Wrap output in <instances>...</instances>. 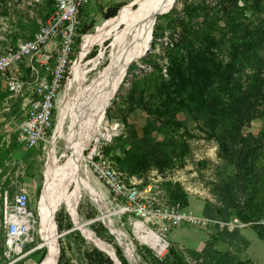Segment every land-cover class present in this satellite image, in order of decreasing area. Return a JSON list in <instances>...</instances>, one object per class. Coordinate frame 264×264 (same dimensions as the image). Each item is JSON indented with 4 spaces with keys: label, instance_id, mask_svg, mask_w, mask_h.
Returning <instances> with one entry per match:
<instances>
[{
    "label": "rangeland",
    "instance_id": "rangeland-1",
    "mask_svg": "<svg viewBox=\"0 0 264 264\" xmlns=\"http://www.w3.org/2000/svg\"><path fill=\"white\" fill-rule=\"evenodd\" d=\"M139 1L141 0H127L120 3L119 6L126 4L121 14L127 10L138 9ZM197 2L198 0H176L168 11L156 15L149 50L144 56L128 66L119 87L112 95L113 97L110 96L107 99L103 119L97 124L94 121L90 123L89 120L87 125H90L92 129L95 128V136L92 140L98 138L106 143L104 149L108 148L111 153V155H107V160L112 161L114 165H117L115 155H120L122 148L128 146L131 135L135 132L138 137H141L147 119L153 118L144 105L149 103L147 105L149 107L156 103L157 91L150 86L149 82L141 86L144 80L137 78L152 71L154 62L160 69L156 71L155 75L165 76L166 59L163 55L167 35L170 29L179 26L178 16H181L184 4ZM206 2L213 5L218 0H206ZM53 9L52 0H0V53L7 46L14 45L20 38L31 36L38 26L51 15ZM246 15L252 26L262 28V41L258 48L264 58V11L257 14L247 11ZM105 21L106 19H101L95 25L84 22L83 26L90 27L86 33L91 34L98 30ZM219 25H223L221 20ZM157 26L161 28L157 29ZM118 29L114 28L109 35L100 38L89 49L85 50L83 42L82 44L78 43L75 47L71 62L68 64L66 83H63L57 98L53 124L48 132L47 141L38 148L25 149L16 139L17 123L23 118L27 95L18 96L17 102H13L11 105L2 104V101L8 99L5 93L11 92L8 84L11 77H17L26 89V86L32 81L30 70L26 63H21L18 69L13 70L12 73L0 74V149H5L3 144L9 141V146L14 151V156L11 155L13 153L6 155L1 153L0 174L1 171H4V175L10 171L11 176V172L14 171L17 173L15 178L25 179L26 184L29 182V187L26 185L30 194L28 206L34 213L35 219L31 229L32 239L25 243L21 250L18 248L9 249L6 246L5 231L0 223V264H39L38 262L47 252V248L43 245L46 240L43 228V204L47 186V166L52 158L51 149L53 148L59 163L66 165L71 154L66 137L70 134L75 122H79V127L83 125L82 129H84L85 119L93 115L86 111L90 107L85 104L89 98L88 88L83 91L80 99L84 109L80 107V104H76V99H78L77 82L75 81L76 66L80 64L83 72L85 81L82 85L90 86L95 76L110 65L109 47L113 35ZM215 35L216 38L222 36L221 33ZM222 40L218 50L215 48L212 50L216 52L220 50L219 57L222 61H226L230 52L228 50L229 42L227 36ZM149 54H155V59L143 61ZM261 73L264 78V66ZM60 106H64L65 110L62 119ZM176 116L178 120L184 121V124L173 132L175 139L181 144L173 164L162 171L151 167L138 174H126L125 176L132 177V180L136 182L141 193L140 199L145 204L162 206L173 201L179 202L184 213L179 224L170 225L167 230H163L162 227L170 223V219L153 215L138 216L132 211L124 212L122 207L125 201L120 198L114 199L101 181L93 179L87 165L88 147L84 150L80 168L82 179L74 178L68 187L69 193H73L78 186L81 188V195L76 203L78 222L92 230L101 240L119 249L127 264H149L151 254L161 259L167 254L170 247L182 253L190 264L196 262L195 253H201L204 249H207L208 252L211 249H216L221 253L228 252L246 264H264V236L262 234L264 226L258 223L259 218L264 215V187L258 190L254 199L255 203H261L262 212L257 213L249 221L241 220L234 213L225 218L223 198L219 195V190L224 185L226 177L234 174V166L219 154L217 140L209 137L205 125L199 117L194 118L183 112L177 113ZM59 124L62 125V128L58 132ZM261 132H264V108L242 127L243 134L251 133L257 137ZM83 133L82 135L85 137V131ZM80 137V135L77 136V138ZM151 139L162 141L163 134L153 131ZM261 150L262 156H260L259 164L264 167V144ZM6 157L10 158L8 164L5 161ZM147 186L149 190L144 192V188ZM175 193L176 199L172 197ZM181 193L184 194L185 200L182 199ZM13 194L14 192L10 193L8 200H12ZM2 201L1 199L0 217ZM71 215L68 199L65 198L58 206L54 216L56 248L58 257L60 248L64 247L66 256L73 263L78 264L83 255L91 253L93 248L103 249L89 239L80 227L84 235L74 227V224L70 223L69 220L72 221L73 218ZM231 217L237 218L238 222H230ZM68 223L71 225L70 228L66 226ZM139 224H142L146 230L156 232L160 236L164 248H153L147 241L140 239L139 235L144 232L136 228ZM110 227L113 232L110 231ZM72 229L78 231L79 234L70 232ZM224 229L236 231L237 235H221ZM97 231L102 232L101 236ZM80 236L83 237V240ZM117 243L121 248L117 246Z\"/></svg>",
    "mask_w": 264,
    "mask_h": 264
},
{
    "label": "trees",
    "instance_id": "trees-1",
    "mask_svg": "<svg viewBox=\"0 0 264 264\" xmlns=\"http://www.w3.org/2000/svg\"><path fill=\"white\" fill-rule=\"evenodd\" d=\"M118 6L110 7L103 19L120 15L125 4ZM247 11L261 13L264 0H218L213 5L206 0H198L197 3L184 4L181 16H178L179 26L170 29L165 41V76L155 75L160 69L152 61V71L137 78L144 80L141 86L149 82L157 91L156 103L149 107V103L144 105L153 118L147 119L141 137L134 132L128 146L122 148L120 155H115V167L125 175L138 174L151 167L159 171L169 168L181 145L173 132L184 124L176 114L183 112L199 117L209 137L217 140L219 154L235 169L219 190L224 203L223 215L228 218L234 213L241 220L249 221L263 211L261 203H255L254 199L258 190L264 187V167L259 164L264 132L256 137L251 133L243 134L242 127L264 108V78L261 73L264 58L258 48L262 41V28L252 26ZM220 20L222 26L219 25ZM88 29L90 27L82 25V33ZM216 33L222 36L216 38ZM226 36L230 52L228 59L222 61L220 50L212 49L218 50L219 43ZM153 59L155 54H149L143 61ZM153 131L163 134L162 141L151 139ZM104 152L111 155L108 148ZM172 197L176 199V193ZM181 197L185 200L184 194L181 193ZM66 226L71 227L69 223ZM70 232L79 234L75 229ZM97 233L101 236L102 232ZM221 235H237V232L224 229ZM114 248L120 263L127 264L119 249ZM195 255L194 264H246L228 252L221 253L216 249L210 252L204 249ZM58 259L59 264H75L66 256L64 247L60 248ZM78 264H113V261L103 250L93 248ZM149 264L190 263L182 253L170 247L161 259L151 254Z\"/></svg>",
    "mask_w": 264,
    "mask_h": 264
},
{
    "label": "built area",
    "instance_id": "built-area-1",
    "mask_svg": "<svg viewBox=\"0 0 264 264\" xmlns=\"http://www.w3.org/2000/svg\"><path fill=\"white\" fill-rule=\"evenodd\" d=\"M88 1L52 0L54 9L46 21L31 36L20 38L0 53V74L12 73L21 63H26L32 76L26 89L17 77H11L8 83L9 90L14 94L22 91L28 94L23 118L16 128V139L25 149L38 148L47 141L57 98L63 83H66L68 64L76 43H81L85 35L82 33L80 14ZM105 144L96 138L87 146V165L93 179L101 181L114 199L125 201L122 207L124 212L132 211L138 216L153 215L170 219L171 222L164 225L163 230H167L170 225H178L184 215L180 203L173 201L162 206L143 203L140 189L133 178H127L112 161L107 160ZM148 190V186L144 188V192ZM29 200L30 194L26 188L19 189L12 200H8L6 196L3 198L0 223L4 228L5 243L9 249L21 250L32 239L31 229L35 219L28 206ZM230 222L236 223L238 219L231 217ZM258 223L264 226V215L259 218Z\"/></svg>",
    "mask_w": 264,
    "mask_h": 264
},
{
    "label": "bare ground",
    "instance_id": "bare-ground-1",
    "mask_svg": "<svg viewBox=\"0 0 264 264\" xmlns=\"http://www.w3.org/2000/svg\"><path fill=\"white\" fill-rule=\"evenodd\" d=\"M175 1L176 0H141L139 1L140 6L138 9L134 11L127 10L125 13L116 17L108 18L94 33H86L87 35L85 34L86 36H83L81 44L83 42L86 50L91 48L100 38L109 35L114 28H119L114 33L109 47L110 65L109 67L107 66L103 72L95 76L90 86L85 87L82 85L85 81L83 72L80 68V64L76 66L75 81L77 82L78 94L76 104H80V107L84 109L80 99L83 91L88 88L89 98H87L85 104H88V106L90 105V107L87 108L86 111L89 112L88 114H93V118H91V116L85 119L84 129H82L83 125L79 127V122H75L70 134L66 137L68 141L67 145H69L71 150L69 162L66 165L59 163L58 159L55 157L53 148L51 149L52 158L47 166V186L43 204V228L46 235V240L43 245L47 248V253L39 264H58L59 259L56 248V223L54 216L58 206L65 198L68 199V206L71 210V217H73V224L80 230L82 235H84L82 232L83 230L85 235L101 247L105 253L111 251V247L108 243L98 238L92 230L84 227V224L81 225L78 222L76 203L81 195V188L78 186L73 193H69L68 187L74 178L78 180L82 179L80 168L82 167L84 150L91 142L93 136H95V128L92 129L90 125H87L89 120L90 123L94 121V123L97 124L103 119L104 111L107 107V99L112 96L119 87L128 66L133 61L144 56L149 50L151 32L156 15L168 11ZM157 11L160 12L157 13ZM71 82L67 85V89ZM64 106H60L61 119L64 118ZM61 128L62 125L59 124L57 131L59 132ZM84 131L85 137L82 135ZM78 135L81 137L77 138ZM136 224L137 222L135 225ZM136 228L144 232V234L139 235L140 239L147 241L153 248H164V244L161 242L160 236L156 232L144 229L142 224L137 225ZM109 229L113 232L112 227Z\"/></svg>",
    "mask_w": 264,
    "mask_h": 264
},
{
    "label": "crops",
    "instance_id": "crops-1",
    "mask_svg": "<svg viewBox=\"0 0 264 264\" xmlns=\"http://www.w3.org/2000/svg\"><path fill=\"white\" fill-rule=\"evenodd\" d=\"M127 0H89L88 3L83 7L81 10L80 14V19L82 25L85 24L84 22H87V24L93 23L92 25H95L98 21L103 19V15L105 12L112 6L119 5L120 3H123ZM129 4V3H128ZM126 5V4H125ZM105 20V19H104ZM25 94L28 96L26 91H22L20 93L14 94L13 92H6L5 96L8 97L7 100L2 101L3 105L9 104L13 102H17V97L22 96L24 97ZM26 96V99L28 97ZM24 99V98H22ZM5 149L1 150L0 149V158H1V153L3 154H9L13 153L14 151L12 148L9 146V141H6V143L3 144ZM14 156V153L11 154ZM7 159V160H6ZM5 161L8 164L10 161L9 157H6ZM17 176L16 172H11L10 176V171L4 175V171H1L0 174V200L4 198V196L9 197L10 193L14 192V194L21 188H27L29 187V182L26 184L25 179L22 178H15ZM7 179V180H6ZM25 185V186H23ZM26 185L28 187H26ZM13 194V195H14Z\"/></svg>",
    "mask_w": 264,
    "mask_h": 264
},
{
    "label": "water",
    "instance_id": "water-1",
    "mask_svg": "<svg viewBox=\"0 0 264 264\" xmlns=\"http://www.w3.org/2000/svg\"><path fill=\"white\" fill-rule=\"evenodd\" d=\"M133 2V1H132ZM131 2V3H132ZM161 11V10H160ZM160 11H157V13H159ZM74 227H76L75 225H74ZM77 228V227H76ZM110 245V244H109ZM117 246L119 247V248H121L119 245H118V243H117ZM58 247V246H57ZM110 247H111V251L110 252H106V254L112 259V261H113V264H121L120 263V260L118 259V257H117V255H116V253H115V249H114V247L112 246V245H110ZM59 264V263H58Z\"/></svg>",
    "mask_w": 264,
    "mask_h": 264
}]
</instances>
